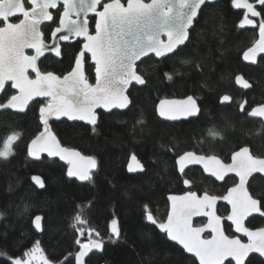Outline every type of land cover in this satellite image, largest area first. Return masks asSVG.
<instances>
[{"label": "trees", "instance_id": "1", "mask_svg": "<svg viewBox=\"0 0 264 264\" xmlns=\"http://www.w3.org/2000/svg\"><path fill=\"white\" fill-rule=\"evenodd\" d=\"M249 2L261 13L259 20H264V5L257 0ZM25 5L30 7L27 0ZM62 10L59 5L53 11V22L42 28L48 42L59 26ZM21 18L18 14L11 21L17 23ZM96 18V14L90 17L92 33ZM245 18V9L235 7L231 0L206 3L184 45L172 54H152L137 64L136 70L146 84H132L128 107L98 109L95 125L84 120H49L50 128L64 146L95 158L97 166L90 180L70 178L67 165L59 160L29 157L28 145L45 129L39 109L48 100L39 98L24 112L0 111V148L6 137L20 133L11 145L12 154L0 157V264H12L9 257L26 258L24 253L36 241L53 264H76L77 241L84 239L104 242L103 252L93 253L87 264H199L148 222L147 211L157 222H163L170 196L189 191L222 196L236 182L228 177L219 183L196 166L181 174L177 159L187 151L229 158L248 146L254 155L264 157V123L249 116L254 106L264 104V57L257 65L244 60V53L260 39L259 26H243L241 21ZM84 43L82 38L62 41L60 55L47 53L42 57L41 71L66 74ZM185 60L190 63H183ZM84 71L89 83H95L94 63L89 54ZM165 73L172 74L173 79L168 80ZM240 74L252 84L251 89L236 86L235 79ZM15 94L9 83L0 103ZM225 94L232 96L231 104L220 103ZM190 95L200 107L196 116L176 122L160 118L157 106L162 99ZM244 100L247 106L241 113L239 107ZM210 131L219 135L212 136ZM132 153L142 161L144 172L128 173L127 162ZM33 176L40 177L45 186L39 188ZM249 189L264 202L263 177L254 176ZM218 213L227 216L228 206L219 204ZM39 215L43 217L41 233L33 225ZM77 215L83 222L75 219ZM113 219L118 221L119 237L111 232ZM206 221L201 216L195 225H204ZM246 225L251 229L264 226V220L253 217ZM225 229L233 234L229 224L225 223ZM246 264H264V260L253 255Z\"/></svg>", "mask_w": 264, "mask_h": 264}, {"label": "snow or ice", "instance_id": "2", "mask_svg": "<svg viewBox=\"0 0 264 264\" xmlns=\"http://www.w3.org/2000/svg\"><path fill=\"white\" fill-rule=\"evenodd\" d=\"M212 0H27L30 7L25 8V0H0V91H5V83L12 81L11 87L19 89L18 95H12L5 103H0V110L14 109L25 111L28 101L33 96L50 97V101L42 106L40 119L45 125V131L33 139L28 145V155L39 158L40 152H47L49 156H61V158L79 157L80 153L75 149H67L59 144L55 134L48 132V120L46 117L55 116L59 119L66 116L71 120H85L95 125L97 115L95 109L103 108H126L131 103L124 95L125 90L135 81L137 84L145 85L146 81L136 71V62L149 53L156 57H164L166 54L174 53L178 46L184 45L190 39L189 28L200 14L201 6ZM264 5V0H257ZM237 7L246 8L253 16H260L261 13L255 10L252 4L241 0H231ZM63 4V12L60 15V26L52 33L56 36L62 30L69 35L86 36L87 43L75 57L74 66L66 74L57 75L53 72H41L37 66V60L44 54L47 45L42 39L43 34L39 31V24L44 20H52L50 8H56ZM98 6L99 9L98 10ZM75 12L77 16L81 12L96 14L95 33L88 34L87 20L80 23L70 19V13ZM23 16L18 23L8 22L10 18ZM244 21H241L243 25ZM253 20H247V24H253ZM260 40L257 46L249 48L244 53V59H253L256 52H264V20L259 26ZM162 34H167V42L161 39ZM69 35H62L59 40L69 39ZM25 48H33L36 55H26ZM56 55H60L58 47L50 49ZM91 54L94 61L95 83H89L84 71V62L87 54ZM183 63H190L185 60ZM35 73V79L29 78L28 72ZM168 80H172V74L165 73ZM241 77H237V82ZM243 87H249L244 81ZM231 97L225 95L221 102H228ZM161 106L165 101L160 102ZM174 109L182 115L191 116L199 111L196 99L187 96L184 101L175 102ZM172 109L161 107L160 114L166 115ZM252 116L264 117V105L253 108L249 113ZM169 118L176 119L175 115ZM137 123H142L138 121ZM95 131V129H93ZM212 136L219 133L210 131ZM20 133H12L5 138L3 148H0V157L7 158L12 154L11 145L18 140ZM38 141H43L38 145ZM92 167L96 166L94 157H88ZM231 164H223L218 157L197 156L194 152H185L177 160L179 171L182 174L184 168L190 163H203L205 169L209 168V161L214 164L213 175L223 180L228 172H234L239 177V183L228 189V194L222 197L209 196L205 192L202 198H197L195 192H187L183 197L170 196L172 201H179L177 212L178 220L174 221L169 216L167 222L159 223V228L166 232L172 240H178L184 248L199 257L201 264H222L225 257L231 256L236 264H244L250 252H259L264 255V228L250 229L243 221L252 215L260 213L264 215V202L254 199L245 188L246 177L251 173L264 172V157L255 156L248 146L240 148L231 155ZM131 161H135L137 168L143 170V164L139 162L134 153L131 154L128 170L134 171ZM69 163H74L69 159ZM69 176H78L80 180H90L91 177L83 172L68 171ZM32 179L41 188L45 185L38 176ZM188 183V181H184ZM217 199L227 200L232 205V214L227 220L235 226L236 232H242L248 237L244 243L239 238H229L224 234L222 220L224 218L215 215L211 211H203L214 207ZM175 207V205H174ZM147 210V206H145ZM206 215L210 217L206 227L211 228L215 235L211 240H202L200 233L205 229L192 228L189 219L192 215ZM79 222V215L75 217ZM41 216L34 218L36 229H41ZM147 220L156 224L157 221L147 211ZM111 232L116 237L120 236L118 221H111ZM99 235V233H97ZM112 237H110L111 239ZM115 242V241H113ZM39 241H36L32 249L24 253L25 257H32L34 253L42 252ZM77 243H79L77 241ZM99 242L83 245V250L76 254V260L86 256L91 248H101ZM3 255V254H0ZM12 264H28L20 257L8 258ZM43 264H53L46 257L41 256Z\"/></svg>", "mask_w": 264, "mask_h": 264}, {"label": "water", "instance_id": "3", "mask_svg": "<svg viewBox=\"0 0 264 264\" xmlns=\"http://www.w3.org/2000/svg\"><path fill=\"white\" fill-rule=\"evenodd\" d=\"M212 1H213V0H212ZM243 2H245V0H242V3H243ZM246 2L248 3V0H246ZM59 5H60V4H58L56 8H50V9H49V12L52 14V17H53L52 20H50V21H49V20H44V21H42V22L39 24V26H38V27H39V31H40L42 34H43V30H42L43 26L46 25V24H49V23L53 22L54 17H55L53 11H55V10L59 7ZM62 5H63V4H62ZM24 6H25V8H27L25 4H24ZM202 7H203V6H201V8H202ZM98 10H100V9H99V6H98ZM93 14H95V13H93V12H88L87 14H85L84 12H81L80 15L77 16L75 12H72V13H70V19H71V20L78 21V22H80V23H83L85 20H87L88 34H94V33L91 32V29H90V17H91ZM257 18H259V17H258V16H255V18L251 19V20L254 21V23L251 24V25L247 24V20H246V21L243 23V26H245V27H249V28H256V27H258ZM22 19H23V18H22ZM8 22L14 23V22L11 21V18H10V20H9ZM17 23H18V22H17ZM59 26H60V21H59ZM59 26H58V27H59ZM190 28H191V27H190ZM190 28H189V29H190ZM62 35H69V34H68V32H67L66 30H62L61 32L57 33L56 36H52L51 40L48 42V41L45 40V38H44V34H43L42 39L44 40L45 44H46L48 47H47V49L44 51V54H43L42 56H40L39 59L37 60V66H38L39 68H40V66H39L40 60L42 59V57H43L45 54H47V53H54V54H56L55 52H53V51L50 50L51 48H53V47H58V48H59V51H60L62 40H59V37L62 36ZM79 38L84 39V40L86 41V43H87L86 36H75L74 34H73V35H69V39H68V40H71V39H79ZM161 39L164 40L165 42H167V34H162ZM259 40H260V39H259ZM259 40H258V41H259ZM256 46H257V42H256L251 48H254V47H256ZM179 47H180V46H178L177 49H178ZM177 49H176V50H177ZM176 50H175V51H176ZM247 51H248V50H247ZM247 51H246V52H247ZM24 52H25L26 55H29V56L36 55V51H35V49H33V48H25V49H24ZM88 54H89L90 57H91V54H90V53H88ZM152 54H154V53H149L147 56L142 57L139 61L136 62V66H137V64H138L142 59H144V58H146V57H148V56H150V55H152ZM169 54H172V53H169ZM169 54H166V55H169ZM262 56H264V52H259V51H257L256 54H255V56L253 57V59H250V60H245V59H244V60H245V62H246L247 64H250V65H256L257 62H258V59H259L260 57H262ZM92 62L94 63V61H92ZM40 70H41V69H40ZM136 71H137V70H136ZM41 72H42V71H41ZM28 75H29V78H31V79H35V73H34L31 69L29 70ZM237 77H241V80H240L239 82H237ZM237 77H236V79H235V84H236V86H237L238 88H240V89H244V90H249V89H251L252 84H251V83H250V82H249V81H248V80H247L242 74L238 75ZM244 81H247V83L249 84V87H247V88L243 87V83H244ZM9 83L12 85L13 82H12V81H7V82L5 83V86H4L5 89H6V87H7V85H8ZM134 83H136V82L133 81L132 84H134ZM132 84H131V85L125 90V92H124V95H126L127 97H128V92H129V90H130ZM13 89H14V91L16 92L15 95H18V94H19V89L14 88V87H13ZM3 92H4V91H0V96L3 94ZM225 95H228L229 97H231V100L228 101V102H221V99H220V103H221V104H231L232 101H233L232 96H230L229 94H225ZM225 95H223V96H225ZM190 96H192V95H190ZM223 96H222V97H223ZM193 97H194V96H193ZM222 97H221V98H222ZM39 98L46 99V100H48V102L50 101V97H45V96H33V98L30 99V100L28 101L27 108L29 107V105H30L31 103H33L35 100H37V99H39ZM128 98H129V97H128ZM194 98H195V97H194ZM185 99H186V98H165V99H162L163 101H165V104H164L163 106H161V104H160V102L162 101V100H161V101L158 103V106H157V110H158V114H159L160 118H161L162 120H164V121H167V122H176V121H179V120H182V119H187V118H189V117L196 116V115L199 113V111H200V107H199V104H198L197 100H196V102H197V105H198V107H199V111L196 112L194 115L186 116V115H182V114H180L179 112H177V111L174 110V109L176 108V106H177V105L175 104V102L184 101ZM195 99H196V98H195ZM259 105H264V104H259ZM259 105H256V106H254L253 108H256V107L259 106ZM246 106H247V101L244 100V101L240 104V107H239V110H240L241 113L244 112ZM161 107H163V108H165V109H172V110H171V111H168V112L166 113V115H163V116H162V115L160 114V109H161ZM27 108H26V109H27ZM253 108H252V109H253ZM26 109H25V110H26ZM98 109H103V110H106V111H112V110H115V109H121V108H119V107H112V108H107V109H106V108H103V107H98V108L95 109V113L97 112ZM252 109H251V111H252ZM7 110H12V111H15V112H21V111H19V110H14V109H7ZM0 111H3V110H0ZM251 111H250V112H251ZM22 112H24V111H22ZM250 112H249V113H250ZM171 115H175L177 118H176V119H171V118H169ZM249 116H250L251 118L259 119V120H261V121L264 123V117H262V116H252V115H249ZM46 118H47V120H48V125H47L48 132L53 133V134H54V132H53L52 128H50V126H49V120H59V119H68V120H71V119H69V118L66 117V116H61L59 119H57L55 116H50V117H46ZM76 120H80V119H76ZM84 121H87V122H88L87 119H85ZM44 131H45V129H44L42 132H44ZM39 135H40V133H39L35 138H37ZM55 136H56V135H55ZM56 137H57V136H56ZM35 138H34V139H35ZM57 139L59 140L58 137H57ZM42 142H43V141H38V145H39L40 143H42ZM30 143H31V142H30ZM59 144H60V146H62V147H64V148H67V149H75L76 151H78V152L80 153V156H79V157H71V158H63V159H62L61 156H59V155H57V156H49L47 152H40V153L38 154V155H39V158H37V157H33V156H29V157H30L32 160H41L43 157H47V158H50V159H52V160H59V161H61L62 163H64L65 165H67V167H68V168H67V172H68L69 169L71 168L73 171L83 172V173H86V174H88L89 176H91L92 172L96 169L97 163H96V166H95V167H92L91 162L88 160V157H89V156L84 155L81 151H79V150L76 149V148H71V147L64 146V145L61 143L60 140H59ZM187 152H194V151H187ZM194 153H195L197 156H203V157H205V158H207V157H209V156H216V157L219 158V160H220L223 164H226V165L232 163V160H231L229 163L224 162V161H223L219 156H217V155L199 154V153H196V152H194ZM251 153H252V151H251ZM252 154H253V153H252ZM182 155H183V154H182ZM130 157H131V155H130ZM130 157H129L128 162H127V171H128V173H129V174H137V173H142V172H144V171H145V167H143V170H142V171L139 170V169L137 168V164H136L135 161H131V163H132V165H133V168L136 169V170H134V171H129V170H128V164H129V162H130ZM136 157L138 158L139 162L142 163V161L139 159V157H138L137 155H136ZM69 159H72V160L74 161V163H69ZM177 160H178V159H177ZM208 163H209V168H208L207 170L205 169L203 163H190V164H188V165L184 168V172L187 171L188 169H190V168L196 166V167H199V168L204 172L205 176H207V177H209V178H213V179H215V180H216L217 182H219V183H223L228 177H231V176H235V177L237 178V180H238L237 183H239V177H238L237 174L234 173V172H228V173L225 175V178H224L223 180L218 179L215 175H213L214 164H213L211 161H209ZM142 164H143V163H142ZM143 166H144V165H143ZM177 167H178V169H179V165H178V164H177ZM184 172H183V173H184ZM256 175H260V176L264 177V172L256 171V172L251 173L249 176L246 177V182H245V188L247 189V191L249 192V194H250L254 199H257V198H255V197L252 195V193H251V191H250V189H249V184H250L252 178H253L254 176H256ZM69 177H70V178H74V179H76V180H78V181H80V182L85 181V180H80L79 177H78V176H75V175H74V176H69ZM34 183H35L39 188H41V187L39 186V184H37L35 181H34ZM237 183H236V184H237ZM234 186H235V185L231 186L230 188H232V187H234ZM230 188H229V189H230ZM189 192H190V191H189ZM185 193H187V192H185ZM185 193H182V194H175V195H172V196L183 197ZM195 193H196V192H195ZM196 194H197V198H202V197L204 196L205 193H203V194H198V193H196ZM207 194H208L209 196L222 197V196H225V195L228 194V190H227L226 193L223 194L222 196L212 195V194H209V193H207ZM179 204H180L179 201H175V202H174V201H172V200L169 199V210H168V214H167L166 220L163 221V222H167L168 217H169L170 215L173 216L174 221H177V220H178L177 212H178V209H179ZM219 204H225V205H227V206L229 207V213L227 214V216L223 217V216H221V215L218 213V206H219ZM174 205H175V207H174ZM203 211H211V212H213L215 215L224 218V219L222 220V224H223L224 234H225L226 236H228L229 238H232V237L239 238V239H240L242 242H244V243H247V242H248V237H247L244 233H242V232H236V230H235V226L232 225V222H231V221L227 220V217H228L229 215L232 214V205H231L227 200L217 199L213 208H211V209H204ZM39 216H41V215H39ZM201 216H205L206 219H207V221H206V223H205L204 225L196 226V225H195V220H196L197 218L201 217ZM255 216H261V217H264V215H261L260 213H252L251 216L247 217V218L243 221L244 225L247 227V225H246L247 221H248L250 218L255 217ZM41 217H42V216H41ZM209 220H210V217H209V216H206V215H203V214H200V215H192V216L190 217V219H189V225H190V227H192V228H194V229H195V228H201V227H203V228L205 229L203 232L200 233V238H201L202 240H211V239L213 238V236L215 235L214 233H212L211 228L206 227V226L208 225V223H209ZM148 222H149L150 224L156 226L157 229H158L160 232H162V233H164V234L167 235V233L164 232V231H162V230L159 228V226H158L159 223H161V222H157L156 224H153V223H152L151 221H149V220H148ZM225 222L229 223V224L232 226V228H233V232H234V236H230V235H228L227 232L225 231V226H224V223H225ZM40 223H41V229L43 230V217H42V220L40 221ZM33 225H34V228L36 229L35 224H34V221H33ZM117 226H118V225H117ZM111 227H112V225H111ZM248 228H249V227H248ZM262 228H264V227H262ZM250 229H251V228H250ZM42 230H38V229H36V231H37L38 233H41ZM113 234H114V233H113ZM207 234H210V236H209V237H206L205 235H207ZM167 237H168V239H169L170 241H172L173 243H176V244H177L179 247H181V248H182V249H183L188 255L194 257V258L198 261V263L201 264V261H200L199 257H197V256L195 255L194 252H192V253L188 252V251L184 248V245L180 244L178 240H172L168 235H167ZM241 238H245L246 241H243ZM96 242L101 243L102 247H101V248H91V251H89L88 254H87L86 256H83V257L81 258L82 264H87V259H88L93 253H102L103 250H104V242H103L102 240H100V239H95V240H93V241L90 242V243L83 242L82 240L79 241V245H78V246H79V251H78L77 253H79V252H81V251L83 250V245H84V244H88V245L91 246L93 243H96ZM253 255H258V256H260V257L264 260V255H261L259 252H250V253L248 254L247 259L244 261V264H246L247 261L249 260V258H250L251 256H253ZM229 261H232L234 264H236L235 259H234L233 257H231V256H227V257H225V258L223 259V261H222V264H226V263L229 262ZM76 264H81V262H78V261L76 260Z\"/></svg>", "mask_w": 264, "mask_h": 264}, {"label": "rangeland", "instance_id": "4", "mask_svg": "<svg viewBox=\"0 0 264 264\" xmlns=\"http://www.w3.org/2000/svg\"><path fill=\"white\" fill-rule=\"evenodd\" d=\"M241 3H242V0H241ZM248 3L249 4H252V3H250L249 2V0H248ZM60 5H62V4H60ZM253 5V4H252ZM63 6V5H62ZM253 7H254V5H253ZM63 8H64V6H63ZM244 8V7H243ZM245 9V11H246V18H245V21L246 20H251V16H250V12L246 9V8H244ZM62 12H63V10H62ZM61 12V13H62ZM247 17H249L248 19H247ZM22 18H23V16H22ZM21 18V19H22ZM257 20H259V18L257 19ZM244 21V22H245ZM260 23H261V20H259V25L258 26H260ZM259 33H260V31H259ZM85 43H86V41H85ZM83 242H86V243H90L88 240H86V239H84V241ZM40 249H42V247H41V245L39 244V246H38ZM41 256H44V257H46V255H45V253H44V251H43V249H42V252H37V253H34L33 254V256L32 257H26V258H24L23 260H25V261H27L28 262V264H43V260H41L40 259V257ZM47 258V257H46ZM47 260H48V258H47ZM49 261V260H48Z\"/></svg>", "mask_w": 264, "mask_h": 264}, {"label": "flooded vegetation", "instance_id": "5", "mask_svg": "<svg viewBox=\"0 0 264 264\" xmlns=\"http://www.w3.org/2000/svg\"><path fill=\"white\" fill-rule=\"evenodd\" d=\"M250 18L251 19H253V18H255V16H253L252 14H250ZM259 17V16H258ZM249 17H247V19H248ZM258 19V18H257ZM257 23H258V20H257ZM262 57H264V56H262ZM261 58V57H260ZM260 58L258 59V62H259V60H260ZM258 62H257V64H258ZM256 64V65H257ZM250 65V64H249ZM254 155V154H253ZM256 156V155H255ZM220 157V156H219ZM221 158V157H220ZM224 162H226V163H229L230 161H231V156L228 158H221ZM232 178H235V180H236V182L233 184V185H235L236 183H237V178L235 177V176H231ZM262 177V176H261ZM264 178V177H263ZM232 185V186H233ZM229 208V207H228ZM255 217H259V218H261V219H263L264 220V217H261V216H255ZM253 218V217H252ZM225 223H227V222H225ZM225 223H224V226H225ZM227 224H229V223H227ZM247 224V223H246ZM230 225V224H229ZM231 226V225H230ZM262 227H264V226H260V227H256V228H252V229H257V228H262ZM231 229H232V232H233V228H232V226H231ZM225 231H226V229H225ZM228 234V233H227ZM228 235H230V236H234V232H233V234H228ZM243 241H246V239L245 238H241ZM258 256V255H257ZM260 257V256H259ZM230 262V261H229ZM232 262V261H231Z\"/></svg>", "mask_w": 264, "mask_h": 264}, {"label": "built area", "instance_id": "6", "mask_svg": "<svg viewBox=\"0 0 264 264\" xmlns=\"http://www.w3.org/2000/svg\"><path fill=\"white\" fill-rule=\"evenodd\" d=\"M82 241H84V240H82Z\"/></svg>", "mask_w": 264, "mask_h": 264}]
</instances>
